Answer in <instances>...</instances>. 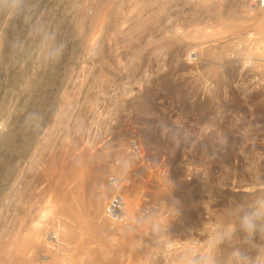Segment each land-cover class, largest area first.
<instances>
[{"label": "rangeland", "instance_id": "374dc122", "mask_svg": "<svg viewBox=\"0 0 264 264\" xmlns=\"http://www.w3.org/2000/svg\"><path fill=\"white\" fill-rule=\"evenodd\" d=\"M250 30L264 47L250 0H0V264H238L237 249L264 264V215L247 239L240 230L245 212L264 213L258 169L212 204L179 178L202 123L204 147L225 143L231 161L250 141L251 166L264 164V92L236 90L227 59ZM116 158L133 180L129 213L150 212L140 226L104 218Z\"/></svg>", "mask_w": 264, "mask_h": 264}, {"label": "built area", "instance_id": "2783aa9c", "mask_svg": "<svg viewBox=\"0 0 264 264\" xmlns=\"http://www.w3.org/2000/svg\"><path fill=\"white\" fill-rule=\"evenodd\" d=\"M250 4L255 10H264V0H250ZM228 42L227 59L235 69L236 76L239 79V87L236 90L242 92L248 98H252L256 93L264 92V47L256 31H247L243 36L233 38ZM199 54L191 51L189 58L199 61ZM188 124L189 127H192L193 123L188 122ZM5 133L4 123L0 121V143L3 142ZM197 133L199 139L196 144L198 146L182 148L183 175L179 178L188 184H199L201 194L205 195L204 202L208 204L216 203L218 199L215 192L220 195L226 187L246 186L251 179L250 176H256L259 172L262 178L261 181L264 182V164L259 167L257 165L251 166L253 158L250 141L242 142L235 150L233 160L230 161L227 159L230 150L225 143L218 142L211 148L204 147L202 138L211 133L208 124L202 123ZM219 134L221 136L222 132H219ZM189 135L192 136L191 133ZM236 136L241 137L238 133ZM211 154L213 158L220 161L219 166L209 163ZM127 155L129 156V164L143 163L144 150L136 136L129 141ZM122 165L119 159H114L106 177L111 195L105 205L104 218L114 230L129 226L132 219L137 221V226H140V224L151 218L150 212L144 206V203L139 204L138 209L134 210L132 214L129 213L130 195L128 196V194L133 187V180L125 173ZM213 166H217L216 171H213ZM254 168L258 169V173L251 172L250 174V171L256 172L253 170ZM208 193H211V195ZM165 215L166 213L159 208L156 217L163 221Z\"/></svg>", "mask_w": 264, "mask_h": 264}, {"label": "clouds", "instance_id": "9594fccd", "mask_svg": "<svg viewBox=\"0 0 264 264\" xmlns=\"http://www.w3.org/2000/svg\"><path fill=\"white\" fill-rule=\"evenodd\" d=\"M262 215H264V213L245 212V214L240 218V230L247 234L245 239L250 237L255 229L254 219L259 218ZM232 255L237 258L238 264H251V258L246 252L237 249L232 253ZM189 264H207V258L202 257L199 260H190Z\"/></svg>", "mask_w": 264, "mask_h": 264}, {"label": "bare ground", "instance_id": "6f19581e", "mask_svg": "<svg viewBox=\"0 0 264 264\" xmlns=\"http://www.w3.org/2000/svg\"><path fill=\"white\" fill-rule=\"evenodd\" d=\"M25 1H26V0H24V2H25ZM24 4H25V3H24ZM27 5H28V3H27ZM25 7H26V6H25ZM2 73H3V72H2ZM12 129H13V128H12ZM5 130H6V129H5ZM11 132H13V130H12ZM5 134L7 135V133H5ZM9 135H10V134H9ZM252 185L254 186V183L247 185L245 191H247V192H248V191H251V190L253 189V186H252ZM163 219H164V218H163ZM158 220H159V219H158ZM160 222H162V221H160ZM160 225H163V224H160ZM166 225H167V224H166ZM166 225H165V227H166ZM151 227H152V226H151ZM160 227H161V226H160ZM169 227H170V226H169ZM152 229H153V228H152ZM159 229H160V228H159ZM160 230H161V229H160ZM166 232H167V230H166ZM157 233H158V232H157ZM159 233H160V232H159ZM160 234H161V233H160ZM161 236H162V235H160L159 237H161ZM48 237H50V236H48ZM156 238H157V237H156ZM157 242H158V241H157ZM166 242H167V241H166ZM59 243H61V242H59ZM168 243H170V244H169V246L166 245L167 248H168V247H171V248L173 247V248H174V247H176L175 245L178 246V243H177L176 241H174V240H173V241H169V240H168ZM164 244H165V243H164ZM166 246H165V247H166ZM60 247H61V246H60ZM162 247H163V246H162ZM48 249H49V248H48ZM207 249H208V248H207ZM209 250H210V248H209ZM61 251H63V250H61ZM207 251H208V250H207ZM60 253H61V252H60ZM209 253H210V252H209ZM63 254H64V253H63ZM208 255H209V254H208ZM210 255H211V254H210ZM208 257H209V256H208ZM66 259H67V258H66Z\"/></svg>", "mask_w": 264, "mask_h": 264}]
</instances>
